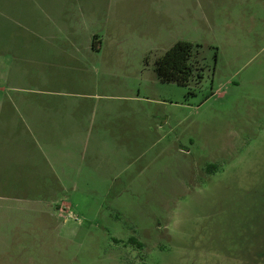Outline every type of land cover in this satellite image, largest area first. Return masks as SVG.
<instances>
[{
  "label": "rangeland",
  "instance_id": "374dc122",
  "mask_svg": "<svg viewBox=\"0 0 264 264\" xmlns=\"http://www.w3.org/2000/svg\"><path fill=\"white\" fill-rule=\"evenodd\" d=\"M87 1L0 0V193L19 197L0 210V264H264V0H124L126 21L118 0ZM167 13L186 20L167 30ZM177 38L193 43L185 86L154 70ZM123 122L103 181L85 168ZM42 123L57 141L76 123L78 147L35 149ZM54 153L59 186L29 171ZM51 191L70 208L29 211Z\"/></svg>",
  "mask_w": 264,
  "mask_h": 264
},
{
  "label": "crops",
  "instance_id": "0c3cea01",
  "mask_svg": "<svg viewBox=\"0 0 264 264\" xmlns=\"http://www.w3.org/2000/svg\"><path fill=\"white\" fill-rule=\"evenodd\" d=\"M118 5H116L114 14L117 18H125L124 20L126 21V13H127V2H125L124 0H118ZM76 5H80L79 1H76L75 3ZM110 2L105 3V5L107 7H109ZM84 5L86 6V8L88 9L89 6H95L96 5V1L95 0H88L86 3H84ZM110 6H112V4H110ZM52 9V5L51 8ZM79 10V8H78ZM174 11L171 8V12ZM165 16L169 19V29L172 31V29L176 26L177 22H185L186 18L185 15H183L184 19H181L180 16H176L175 14L172 13H167L165 14ZM115 20L114 24H112V26H114V30L117 34H122V30L126 29V23H122L121 19H117ZM189 20V18H187ZM159 20L157 19L155 21V23H157ZM158 26V25H157ZM97 37H99L97 35L96 30H92L90 32V44L88 46H90V48H92L93 50L96 48H99L97 45H95V40L97 39ZM182 38H177L174 41H172L167 49L177 40H180ZM184 40V39H182ZM81 95L85 96L86 94L82 93ZM111 106V105H110ZM48 109V108H47ZM49 112H51L48 109ZM43 111H41L40 117L42 115ZM114 113V116H117L119 113L120 115L117 116V118H120V120L126 118L125 115L122 116V113L119 109H115L114 111H112V109H109L106 112V116H108V114H112ZM47 115V111H45V113L42 116H46ZM106 127L104 128L103 132H102V137L103 140L101 141V145L99 143H95L94 144V151H93V159L91 160V162L89 163V166L85 168V170L87 172L90 173V171L93 172V170L95 169L98 174H99V179L103 180V181H107L109 178V172H111L112 169L116 170L117 174L120 172L119 169V165L122 163L123 157H124V152L122 151V148H124L125 145L122 144V139H124V136L127 132L126 130V123L123 122V124H120L118 126H116L115 128H110L108 129L107 125H105ZM9 127L6 126V130ZM27 132L29 133V139L31 141V143H33L34 148L37 150H44V149H53V148H57L58 145L55 144V142H61V146L62 148H68L71 144V146L74 147H78V142L81 138V131H80V127H78V125L76 123H74L72 125V128L70 130H68L67 135L62 136L60 141L54 140V139H49L48 134V127L45 126L43 123L42 124H30L27 126L26 128ZM27 137V136H26ZM100 137V135H99ZM101 138V137H100ZM99 138V139H100ZM162 137H159V139H161ZM112 145V147H110ZM113 148V151H110L109 154L102 152L101 149H110ZM49 160L51 161L50 164L43 163V167H40V165H37L35 162H30V173L32 175L37 174L39 175L38 178L35 179L37 180H50V181H54L56 186L58 185V181H62L63 179H65V175H68L70 173H65L64 171H67V161H65L63 158H59L57 153H54L52 158L49 157ZM46 160V159H45ZM44 162V161H43ZM64 164V165H63ZM73 169L72 170V174L71 175H79L81 168H79V173H74V168L73 165L71 166ZM4 176L5 173H3ZM15 176V174H14ZM1 177V175H0ZM89 178L93 179L92 176H90ZM1 180V179H0ZM55 191V190H54ZM52 192V191H51ZM50 192V195L48 196L47 199H45L44 201H40L38 203L37 200H33L31 196H25V203L28 206V209L30 211L31 208H35V206L40 205V210H44V212L48 211L50 213L53 212V209H56V212L59 213L61 215L62 212L65 211L64 206H67L70 208V203L64 201V199L62 197H57V194L55 192ZM19 197L16 195H11V194H6V193H0V210L2 209V206L7 207V212H10L13 209V202L16 201ZM4 201H9V205H4L3 202ZM11 202V203H10ZM10 222V221H8ZM6 228H8V226H6ZM11 237H9L8 235H6V237L4 236H0V246L2 245H9L11 243ZM140 243V242H139ZM249 264H251L249 262Z\"/></svg>",
  "mask_w": 264,
  "mask_h": 264
},
{
  "label": "trees",
  "instance_id": "16d2710c",
  "mask_svg": "<svg viewBox=\"0 0 264 264\" xmlns=\"http://www.w3.org/2000/svg\"><path fill=\"white\" fill-rule=\"evenodd\" d=\"M193 43L187 40H177L163 54L158 56L154 61V70L157 78L161 82H174L178 85L185 86L194 75V67L189 59ZM197 78L201 73L197 72ZM131 242L137 246L141 244L135 239L130 238Z\"/></svg>",
  "mask_w": 264,
  "mask_h": 264
}]
</instances>
